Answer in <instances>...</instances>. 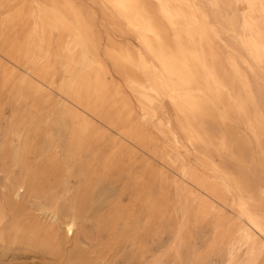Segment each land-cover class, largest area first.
Returning a JSON list of instances; mask_svg holds the SVG:
<instances>
[{
  "label": "bare ground",
  "instance_id": "6f19581e",
  "mask_svg": "<svg viewBox=\"0 0 264 264\" xmlns=\"http://www.w3.org/2000/svg\"><path fill=\"white\" fill-rule=\"evenodd\" d=\"M90 1L135 43L103 52L79 0H0L1 255L74 240L71 264L127 244L134 264L167 205L183 226L214 218L226 264H261L264 188L245 169L264 172V0Z\"/></svg>",
  "mask_w": 264,
  "mask_h": 264
},
{
  "label": "rangeland",
  "instance_id": "374dc122",
  "mask_svg": "<svg viewBox=\"0 0 264 264\" xmlns=\"http://www.w3.org/2000/svg\"><path fill=\"white\" fill-rule=\"evenodd\" d=\"M25 1L32 2L33 0ZM79 1L84 6L90 7L96 15L97 27L102 35L101 50L103 52L107 45L110 44V40L125 44L135 43L133 38L128 40L126 36L122 35L118 30H115L113 25L104 16L100 4L90 0ZM166 109L169 108L167 107ZM135 112L138 115L137 111ZM9 115L10 114L7 112V116ZM148 126L151 128L154 135H162L152 123L148 122ZM2 137V134H0V149ZM161 137H159V143L163 148H169L168 141ZM179 153H181V156L197 168L205 177L210 180L212 179L209 172L200 168L194 150L183 149L179 151ZM258 159H256V161L260 160ZM245 170L246 173L248 171L251 179H257L256 184L253 185L251 189L258 196L260 194L259 188H264L263 169L260 165L258 168H255V166L252 165ZM0 176H2L1 172ZM174 201L175 199L173 198L172 203ZM32 212H34V210H32ZM34 213L38 214L39 212L35 211ZM213 222H215L214 218L211 219L210 217L206 222L196 223L191 220L183 226L184 219L182 213L173 211L171 206L169 208L167 205H162L160 211L156 214L151 233L149 235L143 233L138 239V247L149 248L150 251L146 254L144 260L135 262L134 264H226V245L221 242V236L215 231V224ZM1 225L2 222L0 223V227ZM179 233L184 242V244H182L183 246L181 245L182 247L178 245L177 237ZM78 237L84 245L91 248L97 242L94 235L91 236L85 232H80ZM73 244L74 240L67 242L66 246L68 247V252L72 250ZM67 251L62 257L42 251H36V253L12 251V253L7 252L8 255L6 256H2L0 253V264H71L70 262H67ZM134 251V249L132 250L131 247H128V244L123 247L122 245L120 247L115 245L114 249H112L106 256V259L99 264H131L125 261L124 257L130 255V253ZM133 258L135 259L136 257ZM260 263L264 264V261L261 260Z\"/></svg>",
  "mask_w": 264,
  "mask_h": 264
}]
</instances>
